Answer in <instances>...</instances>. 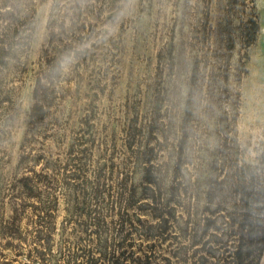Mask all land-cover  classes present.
<instances>
[{
  "label": "rangeland",
  "instance_id": "obj_1",
  "mask_svg": "<svg viewBox=\"0 0 264 264\" xmlns=\"http://www.w3.org/2000/svg\"><path fill=\"white\" fill-rule=\"evenodd\" d=\"M73 5L81 6L85 21L74 35ZM27 10L32 17L23 40L12 47L13 58L0 63L1 92L13 94L20 111L8 125V110L0 109V180L10 181L14 173L32 174L31 163L17 166V161L33 74L41 68L46 47L58 46L61 57L66 51L63 44L74 38V60L68 71H60L57 81L53 127L43 128L32 142L33 152L40 148L52 156L57 172L51 189V251L56 254L73 239L77 216L61 183V166L86 119L93 140L91 145L83 144L90 147L87 176H92L98 162H113L114 174L107 184L115 192L119 178L127 173L126 185L133 187L136 205L142 207L134 208L139 222L130 235L135 255L151 249L156 254L152 263L192 264L190 254L196 245L179 231L176 221H171V239L160 242L156 236L142 235L141 228L156 219L143 204L148 163L137 157V151L153 147L150 163L164 196L174 190L180 200L174 210L179 222L187 216V180L192 184L199 178L196 204L202 220L204 181L222 144L235 157L255 161L264 146V0H30ZM62 23L67 35L51 39L50 30L58 32ZM153 111L158 117L148 131ZM132 121L140 133L128 147ZM41 165L37 161L33 167L39 170ZM8 191L3 187L0 192L4 219L12 213ZM34 213L28 202L18 220L21 236L32 228ZM115 217L106 215L107 221ZM7 238L0 235V264L2 260L28 262L31 240L11 238L8 243ZM176 249L178 255H173ZM195 252L201 253L202 248Z\"/></svg>",
  "mask_w": 264,
  "mask_h": 264
},
{
  "label": "trees",
  "instance_id": "obj_2",
  "mask_svg": "<svg viewBox=\"0 0 264 264\" xmlns=\"http://www.w3.org/2000/svg\"><path fill=\"white\" fill-rule=\"evenodd\" d=\"M29 1L0 0V63H8V59L14 57L12 47L23 40L26 28H29L32 17L27 10ZM72 7L71 31L74 35L85 26V21L82 20L81 6ZM53 21L54 19L51 23ZM59 26L61 30L56 33L50 30L48 36L51 39L62 40V36L67 35L64 23ZM74 41L72 38L70 42L63 44L62 48L66 51L62 56L75 49ZM44 52L40 61L41 68L33 74L30 103L24 110L22 150L17 161V166L31 163L29 169L32 174L17 176L14 173V177L8 182L0 180V192L3 187L10 190L8 194L12 211L8 219L0 217V235H8V243L11 238L31 240L27 254L29 261L25 264H59L58 261H61L60 264H162L152 263L156 254L151 249L135 255V251L130 248V235L137 228L135 223L139 222L135 209L142 207L136 205L138 200L133 187L128 188L126 185L128 174L124 173L119 178V188L115 192L106 181L113 177V162H98L92 176H87L86 158L90 147L83 144L90 142L91 145L93 140L90 138L89 122L86 119L75 141L68 145V157L61 166V183L68 195L70 209L77 216L73 239L67 240L63 249H59L56 254L51 251V189L55 187L57 172L52 156H48L40 148L33 152L32 142L37 140L36 134L43 128L53 127L57 81L61 74L56 69L62 56L58 55V46L46 47ZM3 108L8 110L6 122L10 125L20 113L17 98L10 92L2 94L0 89V109ZM157 117V111H153L148 131H152ZM134 124L132 121L127 129L128 147L137 141L140 133L139 127ZM137 154V157L148 163L143 175V194L146 198L143 204L152 209L156 219L154 224L141 228L142 235L147 238L156 236L160 242L171 239L169 229L174 220L179 231L190 239L191 245H196L190 254L192 264H264V146L259 148L255 161L248 163L235 157V152L222 144L217 157L209 164L211 174L204 181L206 204L202 208V220L198 217L196 204L202 184L199 178L192 184L187 180V216L180 222L174 212L180 200L174 197V190L164 196L162 184L150 163L153 147L144 146ZM37 161H42L39 170L33 167ZM107 167L108 174L105 171ZM28 202H32L35 212L33 226L26 236H21L18 232V220ZM107 214L116 217L107 221ZM109 222L115 225L111 226ZM91 226L93 227L89 230ZM82 233L85 237H82ZM153 244L154 241H151L150 246ZM198 248H202L199 254L195 252ZM178 252L176 249L173 255H178ZM162 258L169 260L166 256ZM1 264L12 263L2 260Z\"/></svg>",
  "mask_w": 264,
  "mask_h": 264
},
{
  "label": "clouds",
  "instance_id": "obj_3",
  "mask_svg": "<svg viewBox=\"0 0 264 264\" xmlns=\"http://www.w3.org/2000/svg\"><path fill=\"white\" fill-rule=\"evenodd\" d=\"M73 60H74V53L65 54L59 59L56 70L63 72L68 71Z\"/></svg>",
  "mask_w": 264,
  "mask_h": 264
}]
</instances>
